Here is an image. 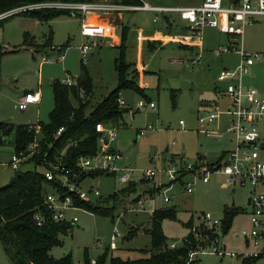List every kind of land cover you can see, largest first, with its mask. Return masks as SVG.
Masks as SVG:
<instances>
[{"label": "rangeland", "instance_id": "rangeland-1", "mask_svg": "<svg viewBox=\"0 0 264 264\" xmlns=\"http://www.w3.org/2000/svg\"><path fill=\"white\" fill-rule=\"evenodd\" d=\"M146 1L152 6L177 7L191 5L197 0ZM156 17L158 20L154 21ZM171 19L178 24L181 21L177 13H173ZM120 20L115 22L116 34L122 37L124 26H128L125 58L133 64L136 80L145 90L146 96L132 89L123 90L121 96L130 109L118 121H110L107 125L117 129L118 136L110 148L119 150L131 162L134 167L132 179L121 180L119 171L116 175L104 174L91 178L89 185L99 186L102 198L116 195L110 197L111 202H102L114 208L115 219L87 210L70 211V214L78 216V221L66 234L61 235L63 243L53 247L51 255L60 258L71 253L74 264H85L86 256L92 262L97 261L109 246L117 227L121 236L117 248L110 252L108 259L112 256L123 259L148 257L152 249V235L148 230L151 227V209L175 206L177 218L165 219L162 223L169 246L173 242L182 244L192 232L186 225L191 218L192 225H201L199 216L209 212L214 218L222 219L218 239L220 253H200L194 259L200 264H264V253L256 257L249 256L254 251L262 253V247L256 250L251 243L238 236L243 227L251 226L248 205L252 193L250 185L228 186L225 184L226 176L218 173H213L211 179L204 182L184 170L180 174L182 180L174 182L167 193H160L166 187L161 184L169 181L162 172L168 163L167 159L195 164L203 156L215 162L226 150L234 148L232 135L226 132L229 117L224 112L230 106V99L224 92L227 82H219L217 76L224 67L234 68L241 59L240 54L217 51L227 37L216 29L208 28L205 30L201 62L197 65L181 62V59L201 51L198 47L179 45L180 37L168 30L162 13L148 10L124 12ZM51 31L54 32V44L63 46L70 40V46L66 48L62 60L43 64L41 61L46 53L42 50L34 52L30 40L34 37L35 41L43 42ZM26 32L29 33L27 43ZM82 40L81 19L76 15L62 14L51 21L41 22L17 14L0 23V44L7 51L1 63L0 122L15 125L49 123L54 108L52 82L57 79L72 77L91 83L92 98L88 113L113 91L118 85L116 59L122 49L111 44L109 39H104L84 59L80 50ZM118 41L116 39L115 43ZM243 46L247 53L261 55L252 66L251 73L245 76L244 82L257 88L264 99V16L245 26ZM57 55L54 53L50 56ZM37 86L41 89L40 104H30L25 110L19 109L16 106L19 97L25 90H36ZM140 99L147 102L152 100L156 108L147 106L137 109ZM212 101L218 102L223 113L216 121L206 123V128L223 133L222 137L209 135L201 129L199 118L207 114L208 103ZM74 104H77L76 100ZM181 120L184 125L180 124ZM261 134L264 141L263 125ZM14 151V135L11 134L0 146V186L8 184L15 174L8 164ZM261 156L264 158V150ZM35 168L34 164L26 163L21 169ZM153 168L159 169L155 181L143 180L142 170ZM37 169L42 170L40 167ZM188 182L194 183L191 193L186 190ZM155 188L158 191L153 192ZM165 196L170 197L168 202L164 200ZM231 207H237L240 211L225 232L224 210ZM129 233L131 238H128ZM209 250L212 251V248ZM0 264H15L1 239Z\"/></svg>", "mask_w": 264, "mask_h": 264}, {"label": "built area", "instance_id": "built-area-1", "mask_svg": "<svg viewBox=\"0 0 264 264\" xmlns=\"http://www.w3.org/2000/svg\"><path fill=\"white\" fill-rule=\"evenodd\" d=\"M137 1L139 2L131 0H46L19 6L1 14L0 19L14 13L36 9H63L70 14L80 16L81 34L84 38L80 50L84 59L90 50L94 46L100 45L104 39H109L112 44L115 39V22L123 17L124 12L148 10L162 13L167 18L173 13H177L185 22L188 30L185 36H180L179 41L191 47H198L201 51L190 55L187 59H181V62L195 65L201 62L206 29H216L226 35V42L220 44L217 51L238 52L241 56L239 63L234 68L224 67L217 76L219 82H227L224 92L230 99V106L224 112L229 117L226 132L232 135V142L235 146L215 162H210L205 157H200L195 164L174 162L172 158L167 159L168 163L162 172L167 175L169 181L167 184H161L166 187L161 189L160 193H167L174 182L182 180L180 174L184 170L204 182H208L213 173H218L226 176L225 184L228 186L250 185L252 193L248 205L251 226L243 227L238 236L246 240L247 243H251L256 250L262 247V253L254 251L249 255L251 257L259 256L264 253V158L261 156L264 149L261 134V125L264 127V99L259 95L257 88L245 84L244 78L251 73L252 66L261 55L247 53L243 46V39L245 26L264 16V0H240L238 2L234 0H202L200 5L177 7L152 6L146 0ZM88 16L109 17V19L97 21L88 19ZM157 20V17L154 18V21ZM50 50L58 55L53 57L45 54L41 61L43 64L62 60L66 47L53 44L50 46ZM61 82L75 85L77 79L70 77L61 80ZM41 99L40 89L28 90L21 96L16 106L25 110L30 104L40 103ZM117 102L123 107L127 106L122 97H119ZM147 106L154 109L156 104L144 99H140L137 103V109ZM208 107L207 114L199 118L201 129L209 135L222 137L223 133L210 131L206 128V123L216 121L223 113L220 110V105L218 102L212 101L208 103ZM180 124L184 125L183 120L180 121ZM29 130L34 132V139L22 149H16L8 164L14 171H19L26 163L36 166L37 161L39 159L41 161L39 167L42 168L46 177V189L43 192L44 208H37L34 212L37 225H43L49 217L56 221L76 223L78 216H70V211L86 210L76 204L77 199L93 201L101 197L99 186L85 185L84 181L88 178L83 177L85 173L104 171L116 175L119 171L121 180L131 181L132 179L134 167L125 164L126 157L122 152L110 148L112 142L117 138L118 132L116 128L107 125V123L98 122L96 124V131L100 133L97 153L81 155L71 163L65 160V155L68 146L76 145L75 141L70 142L59 153L51 155L52 145L49 150H43L42 124L40 122L29 124ZM64 131L65 127H60L55 133V138L60 137ZM120 164L121 167H119ZM158 172L157 168L144 169L142 170V179L155 181ZM193 185V182L187 183L188 193L194 190ZM164 200L168 202L170 197L165 196ZM201 215L199 218H201L202 224H194L190 227V231H192L190 233L198 244V248L191 251L190 260L200 253H220L218 239L222 219L214 218L209 212ZM120 236L121 232L116 227L109 247L116 249ZM99 244L101 243L99 242ZM178 246L179 244L175 242L170 245L172 248ZM209 248H212V251ZM95 262L96 260H93V263Z\"/></svg>", "mask_w": 264, "mask_h": 264}, {"label": "trees", "instance_id": "trees-1", "mask_svg": "<svg viewBox=\"0 0 264 264\" xmlns=\"http://www.w3.org/2000/svg\"><path fill=\"white\" fill-rule=\"evenodd\" d=\"M42 1L46 0H0V15L19 6ZM131 1L139 2L137 0ZM17 14L43 22L51 21L62 14H70V12L63 9L27 10L1 18L0 23H4ZM127 27L124 26L123 36L118 45L122 49L120 56L116 59L118 85L90 113L87 112L92 98V86L89 81H81L78 78L75 85L65 84L58 79L52 82L54 108L50 114V122H40L43 127V150H49L50 145H52L51 155H55L70 142L75 141L76 145H70L66 150L65 160L68 163L81 155L97 153L100 133L96 131V124L98 122L118 121L128 109L117 102L121 92L125 89H132L146 96L145 90L136 80V70L132 69L133 64L125 58ZM28 35L29 33L26 32V43L29 42ZM53 36L54 32L51 31L46 40L41 43L36 42L33 37L30 44L36 50L45 49L53 44ZM68 45L69 43L66 44V46ZM6 52L0 44V79L2 58ZM74 100L77 101V104H74ZM62 126L65 127V131L60 137L55 138V133ZM11 134L14 135L15 150L22 149L34 139V132L29 130V124L15 125L1 121L0 146ZM40 163L39 159L35 169L15 171L11 181L0 186V239L15 264H74L71 253L60 258H55L50 253L53 247L62 245L61 235L66 234L74 223L56 221L51 217L47 218L43 225H37L35 222L34 212L37 208H44L43 192L46 189L45 174L42 170L37 169ZM104 174L111 175V173L104 171H93L85 173L83 177H96ZM155 191L158 189L155 188L153 192ZM110 197L108 199L100 197L96 201L77 199L76 204L91 213L110 216L114 220V208L102 203L111 202L112 198ZM239 211L237 207L224 210L223 229L225 232L231 227L233 219ZM176 218L177 208L175 206H166L153 211L151 227L148 229L152 235V249L148 257L123 259L120 256H112L108 259L113 250L108 246L95 263L86 256L85 264H200L196 259L190 260L191 251L198 248L197 241L193 239L191 233L178 247L169 246L162 223L165 219ZM191 219L186 223L189 228L192 225ZM131 237L132 235L129 233L128 238Z\"/></svg>", "mask_w": 264, "mask_h": 264}, {"label": "crops", "instance_id": "crops-1", "mask_svg": "<svg viewBox=\"0 0 264 264\" xmlns=\"http://www.w3.org/2000/svg\"><path fill=\"white\" fill-rule=\"evenodd\" d=\"M202 3V0H197L196 2H194V3H192L191 5H188V6H196V5H200ZM71 15H73V14H71ZM88 19H91V20H97V21H107L108 19H109V17H99V16H88L87 17ZM165 19H166V22H168L167 23V26H168V30H170V32L171 33H177V35L180 37V36H185L187 33H188V30H187V27H186V24H185V22L180 18V16H179V19L181 20L180 22H179V24L174 20V19H171V16L170 17H165ZM119 20L120 19H118L117 20V22H119ZM120 21H122V18H121V20ZM124 23V22H123ZM123 23H122V25H123ZM116 29V28H115ZM50 35V34H49ZM82 35V34H81ZM162 35H159V37H161ZM116 39H118L119 41H118V43L116 44L115 42H116ZM83 40H84V38H83ZM82 40V41H83ZM227 40V39H226ZM45 41V40H44ZM43 41V42H44ZM70 41V40H69ZM67 42V43H69V45L68 46H66V44L67 43H65L64 45H63V47H66V48H68L69 46H70V42ZM36 42H38V41H36ZM120 42H121V37L120 36H118L117 34H116V30H115V39L112 41V44L113 45H119L120 44ZM38 43H41V42H38ZM53 44H54V42H53ZM52 44V45H53ZM110 44V43H109ZM56 45V44H55ZM58 45V44H57ZM60 45V44H59ZM179 45H181V46H183V47H186V48H189V47H191L190 45H188V44H184V43H182L181 41H180V43H179ZM51 46V45H50ZM50 46H48L47 48H45V49H42V52H44V53H46V55H53L55 52H53V51H51L50 50ZM61 46H62V44H61ZM192 48V47H191ZM35 51H40V50H34V52ZM254 68V67H253ZM254 75V74H253ZM245 79V78H244ZM246 85H249V84H246ZM249 86H252V85H249ZM37 89H40V87L39 86H37V88H36V90ZM41 90V89H40ZM25 93V92H24ZM218 93V92H217ZM22 96V95H21ZM21 96L19 97V99L21 98ZM120 97H122V96H120ZM18 99V100H19ZM124 99V98H123ZM42 100V99H41ZM125 100V99H124ZM150 101H152V100H150ZM138 103V102H137ZM35 104H40V103H35ZM130 105H127L126 106V108H128V109H130V107H129ZM156 108V107H155ZM154 108V109H155ZM209 108V107H208ZM231 141H232V139H231ZM263 148H264V145H263ZM232 150V149H231ZM264 150V149H263ZM119 151V150H118ZM228 151H230V150H226L225 152H224V154L225 153H227ZM206 158V157H205ZM207 159V158H206ZM125 164H130L131 165V162L130 161H125ZM91 178H93V177H88L85 181H84V183H85V185L86 186H89V183L90 182H88ZM150 181V180H149ZM248 201H249V199H248ZM160 208H163V207H160ZM156 209H159L158 207H155V208H152L151 209V212L153 213V211L154 210H156ZM71 215H75V213H71L70 214V216Z\"/></svg>", "mask_w": 264, "mask_h": 264}, {"label": "water", "instance_id": "water-1", "mask_svg": "<svg viewBox=\"0 0 264 264\" xmlns=\"http://www.w3.org/2000/svg\"><path fill=\"white\" fill-rule=\"evenodd\" d=\"M28 90H25V92H27ZM250 203V201H248V204Z\"/></svg>", "mask_w": 264, "mask_h": 264}]
</instances>
